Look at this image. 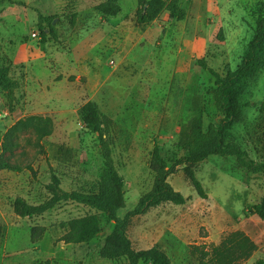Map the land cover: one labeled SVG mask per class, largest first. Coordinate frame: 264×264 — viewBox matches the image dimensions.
<instances>
[{
	"label": "rangeland",
	"instance_id": "obj_1",
	"mask_svg": "<svg viewBox=\"0 0 264 264\" xmlns=\"http://www.w3.org/2000/svg\"><path fill=\"white\" fill-rule=\"evenodd\" d=\"M101 1L0 0V68L18 84L11 107L0 91V264H111L99 257L111 228L102 216L96 241L65 245L60 224L94 211L68 202L21 218L15 200H45L52 174L67 192L98 179L99 141L79 117L81 107L93 102L109 123L112 159L125 182V207L117 217L131 211L151 188L147 164L154 146L170 164L182 155L185 126L201 121L205 129L219 121L210 70L223 76L239 64L253 35L249 12L257 0H181L183 21L163 12L143 26L134 18L137 0H119L120 14L106 21L94 10ZM50 17L58 41L48 37L43 44L39 26L48 30L44 19ZM242 105L244 122L229 131V139L264 164V69L246 87ZM30 117L40 119L46 136L37 140L36 128H20L12 138L16 148L3 152L4 135ZM196 176L207 200L181 175L170 177L187 202L135 219L129 230L135 248L159 246L171 264H218L216 249L223 253L242 236L255 250L240 259L232 249L223 264L264 262V220L249 212L264 195V175L238 168L231 157H210ZM34 227L45 229L35 244Z\"/></svg>",
	"mask_w": 264,
	"mask_h": 264
},
{
	"label": "trees",
	"instance_id": "obj_2",
	"mask_svg": "<svg viewBox=\"0 0 264 264\" xmlns=\"http://www.w3.org/2000/svg\"><path fill=\"white\" fill-rule=\"evenodd\" d=\"M94 10L102 21L114 19L121 12L119 0H103L95 5ZM163 12H167L169 17L177 22L183 21L186 17L181 0H137L135 22L140 26L151 24ZM249 13L254 30L239 64L233 70L228 69L223 76L210 70L211 75L215 78L212 99L219 121L210 123L205 129H203L201 121L185 126L181 131L182 155L170 164L161 156L160 149L154 146L147 164L148 172L152 178L151 188L139 198L138 203L131 211L122 218L117 217V213L125 207V182L112 159L109 123L103 119L93 102H87L81 107L79 117L85 130L96 135L99 141L102 171L98 179L91 184L90 188L67 192L61 189L59 178L52 174L50 182L45 186L46 199L39 204L31 205L24 199L18 198L13 207L15 214L21 218L31 219L44 215L62 203H74L94 211L97 215H88L61 223L60 228L64 234L60 237L59 242L65 245L92 244L103 232L98 217L100 215L106 223L111 224L109 233L104 237L99 249L100 259L110 261L111 264H171L169 257L159 246H153L147 250L136 249L129 235L134 220L146 215L151 210L165 205L181 207L186 204L187 200L169 184L170 177L181 175L185 183L201 200H207L208 196L196 174L198 166L210 157H231L235 160L238 168L249 173L264 175V164L253 161L246 151L229 139V131L244 122L243 93L248 84L264 69V1H255ZM39 18L42 20L41 17ZM54 19L55 17L44 19L48 30L39 26L43 44L48 37H51L54 42L58 41L52 26ZM70 25H74L73 19L70 21ZM17 89L18 84L9 79L8 75L0 68V91L9 107L15 102ZM30 127L36 128V131L40 132L37 140L46 136L42 131L39 118L30 117L19 121L4 135L1 141L3 152L12 153L16 148V144L12 142L14 133L20 128ZM3 167L9 168L8 165ZM249 212L252 216L264 220V195L256 205L251 207ZM44 233V228H32L30 231L31 242L35 244L40 241ZM231 243L232 247L225 249L223 253L216 249L218 264H223V260L227 258H223L224 255H229L232 249L239 252L240 259L247 258L255 250L254 245L242 236L235 237ZM256 264H264V262L259 261Z\"/></svg>",
	"mask_w": 264,
	"mask_h": 264
},
{
	"label": "built area",
	"instance_id": "obj_3",
	"mask_svg": "<svg viewBox=\"0 0 264 264\" xmlns=\"http://www.w3.org/2000/svg\"><path fill=\"white\" fill-rule=\"evenodd\" d=\"M35 36V35H34Z\"/></svg>",
	"mask_w": 264,
	"mask_h": 264
}]
</instances>
